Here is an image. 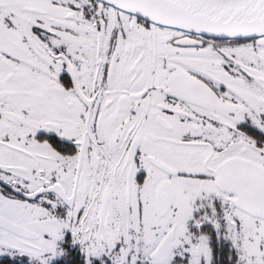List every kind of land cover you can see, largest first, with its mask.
Returning a JSON list of instances; mask_svg holds the SVG:
<instances>
[{"label":"snow or ice","instance_id":"obj_1","mask_svg":"<svg viewBox=\"0 0 264 264\" xmlns=\"http://www.w3.org/2000/svg\"><path fill=\"white\" fill-rule=\"evenodd\" d=\"M0 264H264V0H0Z\"/></svg>","mask_w":264,"mask_h":264}]
</instances>
